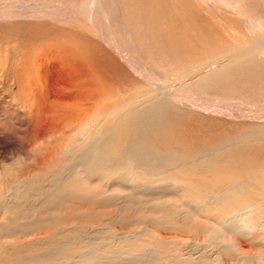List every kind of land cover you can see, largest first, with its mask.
<instances>
[{
  "label": "rangeland",
  "instance_id": "rangeland-1",
  "mask_svg": "<svg viewBox=\"0 0 264 264\" xmlns=\"http://www.w3.org/2000/svg\"><path fill=\"white\" fill-rule=\"evenodd\" d=\"M95 2L93 16L84 19L81 18L78 0L41 3L37 0H0V23H59L57 26L61 30L75 29L102 44H105L103 37H107L111 44L107 47L117 51L120 44H113V40L123 39L130 55L128 69L131 77L136 83V71L139 85H145L147 90L156 89L161 97L162 112L156 121L160 125L151 126L147 119L141 140L149 155H152L154 147L162 155V177L165 179L164 183L149 186L145 198L165 197L155 213L151 210L158 204H146L138 213L132 202L126 217L131 224L130 232L124 240L114 242L83 237L78 229L64 223L65 218L74 220L70 216L78 218L81 215L78 206L84 205L78 196L68 194L64 188L39 195L37 199L35 193L30 194L19 198L18 204L14 205L2 198L0 264H7L10 255L15 264L107 263L112 255L116 262L117 259L120 262L122 257L127 261L130 256L119 257L116 251L134 252L137 249H142L144 255L141 258L146 264H160L157 260L165 252L172 257L180 248L173 237L181 241L191 237L189 232L180 228V225L188 223L181 224V220L186 218L185 213L171 211L176 200H183L193 191L183 192L180 188L192 185L199 189L205 181L224 176L226 181L236 182L253 173L262 175V178L256 176L249 190L253 195L264 196V71L259 72L255 67L258 57L251 63V70L255 71L248 74H234L227 70L226 74H232L218 73L199 82L184 81V78L180 80L174 76L180 70L192 71L204 65L208 66L206 71L214 70L216 67L209 66L211 54L229 46L226 42L229 40L259 55L264 64V0H238L233 5L231 0ZM32 4L43 6L28 9ZM7 79L9 76L4 75L0 81V96L12 94L14 88ZM120 88L127 89L123 85ZM0 132V168H16V162L21 158L19 150L17 147L13 150L7 148L3 137L5 129L1 126ZM130 133L136 137V131L130 130ZM112 153L110 151L105 157ZM118 180L125 181L123 178ZM155 180L158 179L153 176L146 179L147 182ZM87 195L95 196L96 191L89 190ZM95 197L96 202L102 205L110 202L111 206L92 207L108 211L110 226L120 227L119 207L113 190ZM130 200L132 198L127 201ZM189 204L195 202L183 203V207L193 213L188 221L208 224L205 236L198 239L204 243L201 251L213 253L210 256L215 259L210 264H264V243H252L249 237H240L247 250L242 256L227 258V255H233V250H228V254L214 253L215 247L207 241L215 243L223 229L216 223L213 213L197 211ZM19 210L22 216L15 217ZM159 216L168 223L161 224ZM95 219L91 216L89 221ZM83 220L74 222L77 224ZM96 222L93 224L98 226ZM7 227L13 229L12 232L4 231ZM92 228L89 226L83 231L88 233ZM156 233L170 239L158 243ZM225 233L227 237H234L229 229H225ZM34 236L39 239L34 240ZM200 249L195 247L194 255Z\"/></svg>",
  "mask_w": 264,
  "mask_h": 264
},
{
  "label": "bare ground",
  "instance_id": "bare-ground-1",
  "mask_svg": "<svg viewBox=\"0 0 264 264\" xmlns=\"http://www.w3.org/2000/svg\"><path fill=\"white\" fill-rule=\"evenodd\" d=\"M95 1L78 0L81 18L93 16ZM237 1L231 0L232 5ZM40 6L43 5L32 4L28 9ZM58 24L34 21H17L12 25L0 23V81L7 75L9 79L6 81L14 88L12 94L0 96V126L5 129L6 147L12 150L17 147L21 156L16 168H0V202L4 198L14 205L18 204L19 198L30 194L35 193L37 199L39 195L64 188L84 203L78 206L81 209L79 219L70 216L74 220L65 218L64 223L78 229L83 237L106 242L122 241L130 232L131 224L126 217L131 203L138 213L146 204H158L151 210L155 213L165 197L145 198L149 186L164 183L165 179L162 177V155L155 147L149 155L141 140L147 119L151 126L160 125L156 121L162 112L161 97L156 89L147 90L145 85H139L136 71V83L131 77L128 69L130 55L122 38L113 40V44H120L119 51L110 50L107 37H103L105 44H102L75 29L61 30ZM226 42L230 45L211 54L209 66L216 67L214 70L206 71L207 65L192 71L183 69L174 73L175 78L199 82L218 73L226 74L227 70L234 74H248L255 71L251 70V63L257 57L255 67L259 72L264 71L259 55L230 40ZM121 85L127 89L120 90ZM130 130L136 131V137ZM110 151H113L112 155L105 157ZM148 176L158 180L147 182ZM256 176L262 175L252 173L236 182H228L224 176L205 181L199 189L192 185L180 188L183 192L193 191L183 200H176L171 211L185 213L186 218L181 224L188 223L180 228L189 232L191 237L182 241L173 237L180 248L172 257L165 252L157 261L160 264H210L215 259L210 256L213 253L207 254L200 249L204 243L198 238L205 236L208 224L188 221L193 213L183 207L184 201H193L195 204L189 205L195 210L216 216V223L223 230L215 243L207 241L215 247L214 253L228 254V250H233V255H227L229 259L246 254L240 237H249L252 243H264V196L253 195L249 190ZM119 178L125 181L120 182ZM89 190H95V196L113 190L119 207L120 227H111L108 211L92 207L111 205L110 202L104 205L96 202L95 196L87 195ZM128 198L132 200L128 202ZM14 216H22L21 210ZM91 216L96 219L89 221ZM81 218L84 220L76 224L75 220ZM158 218L161 224L168 223L165 218ZM94 221L98 226L93 224ZM107 223L109 225L103 227ZM89 226L93 227L91 231H83ZM225 229H229L234 237H227ZM12 230L7 227L4 231ZM155 237L158 243L170 239L158 233ZM197 246L200 251L194 255ZM136 251L115 252L119 257L130 256L127 261L122 257L116 262L112 255L107 263L96 264H146L141 258L144 255L142 249ZM69 256L71 258L72 253ZM7 264H15L11 255Z\"/></svg>",
  "mask_w": 264,
  "mask_h": 264
}]
</instances>
